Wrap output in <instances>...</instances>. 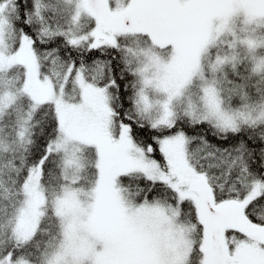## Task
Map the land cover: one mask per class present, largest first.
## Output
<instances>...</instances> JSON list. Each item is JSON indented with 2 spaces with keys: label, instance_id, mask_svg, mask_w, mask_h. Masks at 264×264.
I'll list each match as a JSON object with an SVG mask.
<instances>
[{
  "label": "snow or ice",
  "instance_id": "6c2138e0",
  "mask_svg": "<svg viewBox=\"0 0 264 264\" xmlns=\"http://www.w3.org/2000/svg\"><path fill=\"white\" fill-rule=\"evenodd\" d=\"M0 264H264V0H0Z\"/></svg>",
  "mask_w": 264,
  "mask_h": 264
}]
</instances>
